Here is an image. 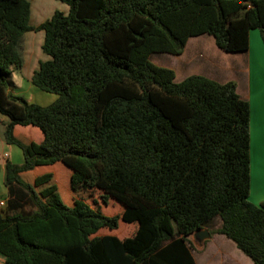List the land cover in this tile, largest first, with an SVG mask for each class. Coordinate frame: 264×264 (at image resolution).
<instances>
[{"label":"trees","instance_id":"1","mask_svg":"<svg viewBox=\"0 0 264 264\" xmlns=\"http://www.w3.org/2000/svg\"><path fill=\"white\" fill-rule=\"evenodd\" d=\"M58 1L67 14L31 26L30 0H0L3 136L23 156L5 164L4 264H195L190 236L201 228L264 264V203L248 199V102L233 81L177 82L150 61L202 34L246 51L251 30L264 39V0ZM28 31H43L47 59L31 84L56 95L45 106L10 90ZM57 162L70 170V205L45 170ZM111 200L123 208L108 216Z\"/></svg>","mask_w":264,"mask_h":264},{"label":"crops","instance_id":"2","mask_svg":"<svg viewBox=\"0 0 264 264\" xmlns=\"http://www.w3.org/2000/svg\"><path fill=\"white\" fill-rule=\"evenodd\" d=\"M31 1L29 19L31 26L39 25L50 18L55 11H61L64 14L68 12V6L58 0H47L53 6L52 12L49 11V5L46 4L45 0H34L35 7L33 11ZM42 41L43 31H28L24 34L22 65L20 69H13L11 72L10 80L12 85L10 90L15 95L23 96L28 102L39 104V101H43L49 104L56 99V95L42 93L31 84V76L38 68L40 61L38 57L44 60L47 59L46 55L43 56L40 53ZM32 56H36V59H32ZM168 56H170L168 58V64H158L159 66L172 69L175 73V81H181L192 74L201 75L219 83L233 81L239 96L248 102L250 142V189L248 199L254 205L263 204L264 39L261 38L260 32L257 30H251L249 32L248 48L244 52L225 53L215 45L211 35L202 34L190 37L180 55ZM170 62L174 66L177 65V67L172 66ZM45 105L47 104H42V106ZM6 122H8V118L0 114V202L3 201L4 203L7 198V192L4 186L5 164L8 161L14 164H20L23 161L21 150L17 146L5 142L3 123ZM219 226L220 223L217 221L213 228L210 227V230L217 229ZM227 240L229 239L223 235H211L201 242L202 246L199 248L200 251L197 254L201 256L207 253L210 247L211 249L216 247L219 252L224 248L225 250L228 249L231 251L234 258L232 261H220L218 264H250L241 257L240 251L236 247H233L234 244L230 243V240ZM213 243L215 244L212 247ZM192 253L195 264H198L195 253L193 251ZM4 261L5 257L0 254V264H4Z\"/></svg>","mask_w":264,"mask_h":264},{"label":"rangeland","instance_id":"3","mask_svg":"<svg viewBox=\"0 0 264 264\" xmlns=\"http://www.w3.org/2000/svg\"><path fill=\"white\" fill-rule=\"evenodd\" d=\"M31 2H32V6H33V11H34V7H35L34 0H32ZM45 2H46V4L49 5L48 6V9H50L49 11L52 12L53 6L50 5L47 0H45ZM30 12H31V3H30ZM255 30H257V29H255ZM257 31H259V30H257ZM40 53L43 56L45 55V54H43L41 49H40ZM225 53H227V52H225ZM168 55L169 54H165V53H153V54L150 55V61L153 62L156 65H159L158 63H160V64L161 63L162 64H168V62H169L168 58L170 57ZM32 59H36V56H32ZM38 60L44 61V59H41L39 57H38ZM170 64L172 65V62H170ZM172 66H174V65H172ZM174 67H177V65L174 66ZM181 71H183V70H181ZM25 87H26V84H25ZM39 91H41V90H39ZM41 92L45 93V94H49V93H46V92H43V91H41ZM50 95H53V94H50ZM42 104H48V103H45L43 101H39V105H42ZM34 129H35V131L37 133H39V135H41L39 130H37L36 128H34ZM45 170H51L53 172L54 176L57 178V183H58L57 186H58V189H59L58 190L59 191V195L61 196V198H62V200L64 201L65 204L70 205L71 204V200H69V198L67 196V190L70 189L69 188L70 170L68 168H66L63 164L59 163V162L54 164V166H52V167L46 168ZM40 172H43V170L40 171ZM97 197H98V192L97 191L92 193L90 196L87 195V199H88L89 202H90L91 199H95L96 200ZM98 200H99L98 203L101 204L100 199H98ZM101 206H102L101 212L103 214H105V215H108V216H109V213L112 214V215L119 214L120 211H121L120 209L123 208L122 205L119 204L118 202H116L115 200H111L110 204H107L106 206L105 205H101ZM217 221L220 223V219L218 217H216L212 222L209 223L211 228H213L215 226ZM134 225H136V223H134ZM126 226L127 227H131V224H126V223H123V222H119L115 232L116 233L119 232L120 234L121 233H126V229H125ZM106 232H108V230H104V233H106ZM117 236H118V234H117ZM215 239H217V238H215ZM227 241H229V240H227ZM212 242H214V240H212ZM229 242L232 243L231 241H229ZM190 243H191L192 251L195 253V257H196V260H197L198 264H218L220 261H222V262L229 261V260L232 261L233 258H234L233 254L228 249L225 250L223 248L221 250V252H219L216 247H213L215 243L212 244V247H213L212 249L210 247L209 248L210 250H208L207 253L202 254L200 256L197 253L200 251L199 248H201L202 244L198 243L197 241H195V239L193 237H190ZM216 246H218V244H216ZM233 247H235V246L233 245ZM239 253H240L241 257H243L245 259V261H247L248 263L252 264V261L249 258H247L241 251Z\"/></svg>","mask_w":264,"mask_h":264},{"label":"water","instance_id":"4","mask_svg":"<svg viewBox=\"0 0 264 264\" xmlns=\"http://www.w3.org/2000/svg\"><path fill=\"white\" fill-rule=\"evenodd\" d=\"M209 232L205 228H201L196 230L190 237H193L195 241L198 243H201L203 240L207 239L209 237Z\"/></svg>","mask_w":264,"mask_h":264},{"label":"built area","instance_id":"5","mask_svg":"<svg viewBox=\"0 0 264 264\" xmlns=\"http://www.w3.org/2000/svg\"><path fill=\"white\" fill-rule=\"evenodd\" d=\"M4 202L2 201V202H0V207H3L4 206Z\"/></svg>","mask_w":264,"mask_h":264}]
</instances>
